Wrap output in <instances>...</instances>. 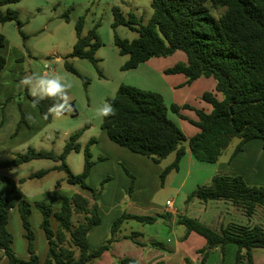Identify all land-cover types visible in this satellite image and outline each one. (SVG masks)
Returning <instances> with one entry per match:
<instances>
[{
	"label": "trees",
	"instance_id": "1",
	"mask_svg": "<svg viewBox=\"0 0 264 264\" xmlns=\"http://www.w3.org/2000/svg\"><path fill=\"white\" fill-rule=\"evenodd\" d=\"M19 1L0 0V23L15 22L22 33L23 23L19 12L8 8ZM151 6L153 14L148 24H143L134 13L126 16L119 7L113 9L114 29L128 26L138 33V38L134 40L123 39L115 34V46L120 55L129 57L121 69L128 71L153 58L168 57L181 51L185 53L187 62L177 63L167 69L166 74H184L189 85L202 77L214 78L215 93L206 92L202 96L212 106V111L207 113L186 104H172L169 107L162 94L123 83L116 96L107 100L115 109V115L103 118L101 125L109 139L133 153L148 157L156 164H161L174 154L173 162L160 175L162 185L171 172L179 170L180 162L189 150L199 162L215 164L234 139H238V142L230 160L252 140H262L264 148V0H152ZM4 7H7L5 11ZM83 25L84 17H81L76 25L77 42L68 57L87 59L98 68L99 60L95 55L101 46L96 34L99 24L87 37L82 36ZM5 43L6 38L0 34V49ZM5 66L6 58L0 54V73ZM66 66L78 75L72 64L67 62ZM84 83L87 85L88 79ZM217 94H221L222 98L219 99ZM28 97L33 103L30 94ZM11 100L12 97H9L4 104ZM52 103V100L46 99L36 105L41 117L47 122L53 118H44ZM181 109L194 110L198 120L180 115ZM170 112L189 120L199 132L188 139L170 117ZM24 122L26 120L22 113L19 126ZM82 134L83 130H80L71 135L61 154L29 148L13 160L0 159V170L12 169L33 160H52L56 163L54 167L40 170L29 178L43 177L52 171H64L66 178L59 181L57 187L65 182L68 186H79L83 191L92 192L91 197L82 193H74L69 198L62 196L61 207L54 209L45 202L29 200L18 185L5 176L6 188L0 192V249L5 250L7 264H88L111 249L125 221L154 224L159 217H165L125 212L113 222L110 238L96 250L90 251L88 235L102 222L99 204L95 200L96 190L87 182L94 166L91 146L96 140L91 139L84 149L85 163L81 174L72 173L66 163L71 152L82 150L79 142ZM194 198L203 202L230 201L236 209L252 216L257 209H264V186L249 185L242 175H216L210 185L198 186L187 197V201ZM33 207L42 213L40 226L48 242L43 262L36 253L35 232L31 222ZM15 208L19 211L24 236L28 241L27 258H21L13 251L14 236L8 225L10 212ZM75 216H83V219L75 223ZM53 219L57 222L56 229L52 228ZM177 224L185 227V237L196 233L206 240L207 246L198 251L203 262L212 251L218 250L221 256L219 264H224L226 246L235 245V264H255L254 249H264L263 226L229 224L217 231L188 216H180ZM139 237L142 234L134 232L127 238L139 246H145V243L137 240ZM149 244L173 252L163 242L152 241ZM119 262L139 264L131 258Z\"/></svg>",
	"mask_w": 264,
	"mask_h": 264
},
{
	"label": "rangeland",
	"instance_id": "2",
	"mask_svg": "<svg viewBox=\"0 0 264 264\" xmlns=\"http://www.w3.org/2000/svg\"><path fill=\"white\" fill-rule=\"evenodd\" d=\"M151 3L152 0H20L8 6V8L19 12L23 27L21 33L15 22L0 23V34L4 35L7 42L4 52L7 54L8 59L13 60L16 53L19 52L18 50H20L23 52L21 55L23 59L15 69L13 67L16 71L11 73L10 70H7L8 72H4L2 78H0V98L4 99L12 96V100L16 103L21 102L26 108L31 106L38 112V108L33 107V103L28 97L29 91L20 85V80L32 73L44 74L46 71L45 66L50 65L65 82L72 85L69 95L71 96L73 111L65 114L62 118H52L50 122L39 116L41 122L34 124L33 137L18 145L13 152L3 153L0 156L1 160H13L19 153H25L29 148L37 151H54L56 154H61L69 137L83 130V134L79 139L82 150L71 152L66 158V163L72 173L79 175L83 172L84 149L91 139H95L96 143L91 146L94 166L87 180L88 184L96 190L95 200L100 194L103 195L107 192L108 184L111 183L110 195H113L112 191L118 187L122 189L123 194H120L124 198L132 199L130 196L136 190V178L133 172H138L137 168L129 164L124 156L117 154L115 149L128 150L109 139L106 131L101 126L103 118L96 115V109L102 107L108 99L114 98L121 84L132 82L129 76L130 72L121 69L129 57L120 55L118 48L115 46V34L123 39L134 40L138 38V33L128 26H119L114 29L112 26L114 22L113 9L119 7L126 16L129 13H134L143 24H148L153 14ZM6 9L7 7L3 8L4 11ZM81 17H84L83 37L89 36L93 28L99 24L96 34L101 40V46L95 55L99 60L98 68L87 59L68 57L73 52L77 42L76 25ZM182 54L185 55V53ZM178 57V54H174L173 56L159 57V59H161L162 65L168 67L173 66V62ZM67 62L72 64L78 75L67 69ZM9 65L11 66L8 67L12 68V63L9 62ZM85 79H88L87 85L84 83ZM219 95L222 98V95ZM193 114L196 115L195 112ZM257 140L262 143V140ZM237 142L238 139L232 141L227 152L222 156L223 160H226L234 150ZM256 150V147L252 148V151L258 156ZM173 160L174 154L170 155L161 164L155 165H157V169L159 167L163 171ZM257 161L256 159L255 166H257ZM263 162L264 159L260 162V169L263 168L264 170ZM55 165L56 163L52 160L40 159L12 169H2L0 170V192H4L6 188L4 177L7 176L18 185L29 200L32 202H45L54 209L61 207L62 196L69 198L75 191L92 195L90 191H83L79 186H68L65 182H62L63 189L57 190V183L66 178L64 171H52L43 177L29 178L38 171L50 169ZM200 165L207 164L201 163ZM162 171L150 187V193L154 197L155 204L160 206L165 204L167 198L174 196L176 191L170 186L176 172L168 176L167 184L161 185L160 174ZM261 178H264V176L262 175ZM127 181L128 186L125 187ZM260 182L255 186H264L262 184L264 181ZM112 198L113 196L108 198L107 206L103 204L107 211L110 210L109 205L112 204ZM174 198L177 207L183 206L182 197ZM96 201L98 202V200ZM127 203L128 201L123 204L120 203V215L125 212L130 213L126 208ZM116 211H118V208ZM32 213L31 222L35 232V247L38 248L39 257L43 262L48 251V242L40 226L42 213L36 207H33ZM103 213L105 227H107L110 217L105 216L106 211ZM255 218L260 221L258 224L264 227V209H260ZM82 219L83 216H75L74 222L77 223ZM8 227L14 236L13 249L17 256L25 258L24 256L28 254V241L24 236L25 230L17 208L12 209L10 212ZM52 228H57V222L54 219L52 220ZM253 253L255 264H264V249H254ZM225 262L234 264V257L230 254L226 255Z\"/></svg>",
	"mask_w": 264,
	"mask_h": 264
},
{
	"label": "crops",
	"instance_id": "3",
	"mask_svg": "<svg viewBox=\"0 0 264 264\" xmlns=\"http://www.w3.org/2000/svg\"><path fill=\"white\" fill-rule=\"evenodd\" d=\"M6 44L7 42L5 46ZM5 46L0 49V54L6 58V66L0 73V78H2L4 72H8L7 70H10L11 73L16 71L14 70L15 67H17V64L23 59V56H21L23 52L20 50H18L19 52L16 53L13 60L10 58L8 59L7 54L4 52ZM182 53L181 51L175 53L178 54L179 57L173 62V66L177 63L187 62L186 55ZM9 62L10 64L12 63V68L8 67L11 66ZM173 66L166 67L162 65L161 59L153 58L142 63L137 68L128 70L132 82H125L124 84L131 86L135 85V87L152 90L162 94L169 107L172 104L179 106L186 104L210 113L212 111V106L203 101L202 96L206 92L215 93V79L212 77H202L189 85L187 84V78L184 74H166V70ZM9 97L12 96H8L4 99L0 98V156L3 153L13 152L18 145L30 140L34 135V124L41 122L39 110L37 112L31 106L26 108L23 103H16L14 100L4 104V101ZM217 97L221 99L219 94H217ZM194 112L195 111L191 109H181L180 115H183L187 119L197 121L198 117L196 116V112V115L193 114ZM22 113L25 116L26 122L19 126ZM170 117L180 126L188 139L199 132V129L191 124L189 120L172 112H170ZM255 147L258 156L252 151V148ZM115 151L118 155L124 156L129 164L137 168L138 172H133L136 178V190L130 196L132 199L124 198L122 189L118 187L112 191L113 195H110L111 183L108 184L107 192L97 197L96 200H98L97 203L99 204L102 222L100 225L95 226L88 235L90 251L96 250L110 238L111 226L113 222L121 216L120 203L123 204L125 201H128L126 208L130 211L129 214L154 217L164 215L165 217H159L154 224H143L136 220L125 221L116 235L117 240L112 244L111 249L105 251L100 258L88 264H122L119 261L125 258L134 259L139 264H157L158 262H163V264H189V262L191 264H219L220 252L218 250L212 251L206 261H202V255L198 251L205 248L207 242L196 233H191L189 236L185 237V227L177 224L180 216L195 218L217 231L229 224L247 225L249 227L255 225L261 226V224H258L260 221L255 218L260 209L257 210V214L255 213L252 216H247L242 211L236 209L230 201L212 200L203 202L197 198L189 202L187 201V197L198 186L210 185L212 179L216 175H242L247 184L252 186L258 185V183H261L260 181H264V178H261L262 175L264 176V170L263 168L260 169V162L264 159V148L261 141L257 139L252 140L245 145L242 152L231 160L230 157L233 151L228 155L229 158L227 157L226 160H223L221 157L215 164L205 163L207 165H200L201 163L204 164V162L200 163L196 160L189 150L186 156L181 160L179 170L174 171L176 175L170 185L172 189L176 190L174 196L166 199V202L168 200L173 201L177 210L176 213L166 209V202L161 206L155 204L154 197L150 193L151 185L155 183V179L162 171L159 167L157 169L156 163L146 156L133 153L129 150L126 151L119 148L115 149ZM256 159L258 160L257 166H255ZM170 174L168 176H170ZM166 181L165 184H167ZM262 184L264 185V183ZM127 186L128 181L125 184V187ZM61 189H63V186L57 188V190ZM75 193L82 192L75 191ZM82 194L91 197V195ZM110 196H113V200L111 201L112 204L109 205L110 210L107 211L105 206H107ZM174 197H182L181 201L183 202V206L177 207ZM117 208L118 211H116ZM105 211V216L108 215V217H110L107 227H105L106 223L104 222L105 217L103 212ZM104 227L105 229L103 230ZM134 232L142 234V237L137 238V240L145 243V246H139L127 238ZM152 241L165 242V246L168 249H172L173 252L163 251L150 246L149 243ZM13 251L17 255L14 249ZM236 252L237 247L235 245L226 246V255L230 254L234 257V264ZM36 253L38 255L40 254L38 248H36ZM28 256L29 254L24 257L27 258ZM7 262L5 250L0 249V263L7 264ZM224 264H227V262L224 261Z\"/></svg>",
	"mask_w": 264,
	"mask_h": 264
},
{
	"label": "clouds",
	"instance_id": "4",
	"mask_svg": "<svg viewBox=\"0 0 264 264\" xmlns=\"http://www.w3.org/2000/svg\"><path fill=\"white\" fill-rule=\"evenodd\" d=\"M45 67L44 74L32 73L26 75L20 80V85L29 91L33 98V107H36L43 100H52L53 103L48 108L44 118L47 119L48 116H52L59 119L73 111L71 96L69 95L72 85L65 82L50 65ZM96 115L106 118L115 115V109L111 103L105 101L102 107L96 109Z\"/></svg>",
	"mask_w": 264,
	"mask_h": 264
},
{
	"label": "built area",
	"instance_id": "5",
	"mask_svg": "<svg viewBox=\"0 0 264 264\" xmlns=\"http://www.w3.org/2000/svg\"><path fill=\"white\" fill-rule=\"evenodd\" d=\"M166 209H167L168 211L173 212V213H176V212H177V210H176V208H175L174 203H173L172 200H168V201L166 202ZM257 210H258V209H257ZM257 210L254 212V214H255V213L257 214Z\"/></svg>",
	"mask_w": 264,
	"mask_h": 264
}]
</instances>
